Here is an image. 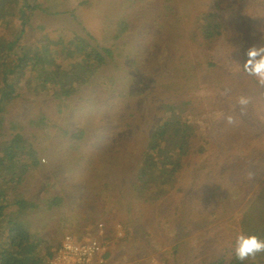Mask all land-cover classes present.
<instances>
[{
  "label": "rangeland",
  "instance_id": "374dc122",
  "mask_svg": "<svg viewBox=\"0 0 264 264\" xmlns=\"http://www.w3.org/2000/svg\"><path fill=\"white\" fill-rule=\"evenodd\" d=\"M243 2L250 24L236 27L238 4L225 9L230 29L203 49L192 31L196 18L212 10L210 0H40L49 10L31 21L30 44L65 30L89 34L114 54L60 108L43 95H23L8 108L24 126L40 115L51 120L49 135L31 130L42 169L24 187L40 208L31 228L49 246L67 232L100 240L111 232L108 264H212L228 262L238 235L257 230L247 231L242 219L264 190V84L244 74L239 50L264 46V0ZM121 19H130V29L115 41ZM257 23L260 33L247 44L243 31L254 24L257 32ZM105 76L108 89L100 82ZM182 102L193 104L198 137L176 186L146 203L131 189L142 151L165 110ZM75 130L84 132L81 141L71 140ZM45 195L64 202L47 210L52 198ZM126 235L130 242L123 244Z\"/></svg>",
  "mask_w": 264,
  "mask_h": 264
},
{
  "label": "trees",
  "instance_id": "16d2710c",
  "mask_svg": "<svg viewBox=\"0 0 264 264\" xmlns=\"http://www.w3.org/2000/svg\"><path fill=\"white\" fill-rule=\"evenodd\" d=\"M50 1L47 0L48 3ZM209 4L212 10L196 18L195 33L192 31V39L201 41L203 49L219 43L230 29L226 16L222 14L225 9L238 4L236 27L240 25V28H244L240 22L249 20L246 15L249 11L244 9L243 0H210ZM48 10L43 8L40 0H0V264H46L55 247L49 246L40 232L31 228L30 216L40 208L26 199L24 194L29 176L42 169L38 136L35 137L31 130L44 131L45 135H49L51 120L40 115L31 118L24 126L18 120L9 118L8 108L23 95H43L57 102L60 108L89 87L107 61L114 57L111 49L95 46V40L89 34L84 38L65 30H58L50 41L40 40L30 44L28 36L31 21L38 13ZM130 19L118 21L114 32L115 41H119L129 31ZM262 23H257V32L253 30L254 24H251L252 30L243 31L242 37L247 44L256 33H260ZM246 24H250V20ZM261 39L258 38L256 42H262ZM243 51L244 48L239 53L241 59L245 60L246 52ZM209 67L213 69L214 65ZM105 78L101 77L100 82L108 89L111 81ZM192 107V103L182 102L178 107L166 109L150 134L131 188L138 199L146 203L156 202L178 183L184 162L198 137ZM130 118L128 123L134 120L133 116ZM83 137L82 130H75L71 140L81 141ZM205 139L203 137L201 142ZM63 202L60 196L54 197L46 203L45 209L58 208ZM242 220L247 231L258 226L254 233L247 235L264 239V190L252 200ZM66 234L75 237L69 232ZM111 235L109 232L103 237L104 246L114 241ZM129 238L126 235L120 242L128 243ZM83 239V235L74 238L77 242ZM110 257L105 249L102 258L104 264L109 263ZM212 264H264V254H259L255 260L241 262L233 252L228 262L217 261Z\"/></svg>",
  "mask_w": 264,
  "mask_h": 264
},
{
  "label": "built area",
  "instance_id": "2783aa9c",
  "mask_svg": "<svg viewBox=\"0 0 264 264\" xmlns=\"http://www.w3.org/2000/svg\"><path fill=\"white\" fill-rule=\"evenodd\" d=\"M99 227L103 228L102 225ZM52 252L53 255L46 264H104V244L97 238L77 242L72 236L63 233Z\"/></svg>",
  "mask_w": 264,
  "mask_h": 264
},
{
  "label": "clouds",
  "instance_id": "9594fccd",
  "mask_svg": "<svg viewBox=\"0 0 264 264\" xmlns=\"http://www.w3.org/2000/svg\"><path fill=\"white\" fill-rule=\"evenodd\" d=\"M244 70L259 79L264 84V46H252L246 52V59L243 64ZM240 104H246L247 100L241 98ZM228 123H233V117L227 118ZM234 254L237 260L245 262L255 260L259 254H264V239L256 235L240 234L235 243Z\"/></svg>",
  "mask_w": 264,
  "mask_h": 264
}]
</instances>
